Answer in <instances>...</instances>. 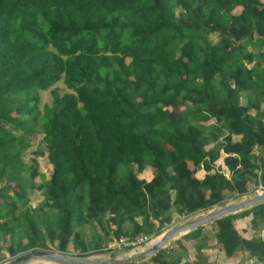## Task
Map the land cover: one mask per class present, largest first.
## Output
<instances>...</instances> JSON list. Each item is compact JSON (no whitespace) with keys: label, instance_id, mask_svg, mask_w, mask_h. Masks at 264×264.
<instances>
[{"label":"trees","instance_id":"1","mask_svg":"<svg viewBox=\"0 0 264 264\" xmlns=\"http://www.w3.org/2000/svg\"><path fill=\"white\" fill-rule=\"evenodd\" d=\"M262 44L264 0H0V260L101 252L110 236L157 234L172 212L264 186ZM58 79L69 90L38 106ZM33 133L47 174L23 158ZM248 212L264 219V202L212 220L213 240L264 263V238L233 223ZM200 237V225L181 235L197 251ZM147 258L195 264L172 246Z\"/></svg>","mask_w":264,"mask_h":264},{"label":"rangeland","instance_id":"2","mask_svg":"<svg viewBox=\"0 0 264 264\" xmlns=\"http://www.w3.org/2000/svg\"><path fill=\"white\" fill-rule=\"evenodd\" d=\"M217 37H218L217 33H215V32L209 33V38L212 41H216ZM247 48L252 49L253 51L255 50L249 44L247 45ZM261 48H264V44L261 45ZM51 88H54L59 93H63L64 91L69 90L60 79L54 81L46 89H38L37 90L38 106H41V104L44 102L50 101L51 94H50L49 89H51ZM236 137L237 136H233V138H236ZM27 138L29 139V147L23 153L24 160L29 162V155L34 157L36 159L37 169L44 172L45 174H47L49 172V165H48V162H47V159L45 156V149H44L45 144L40 139V133H33L32 135L27 136ZM33 149H43V153L36 155V153L30 152ZM216 162L218 163V160ZM222 168L224 170V167H222ZM194 174L196 176H201L203 174V170L197 169ZM138 175H139V173H138ZM150 175H151V171L149 170L148 167L140 170V177L148 178ZM36 178L38 179V177H36ZM254 185H256V184L255 183L251 184L249 187L250 189H248L245 193H254L255 190H253V189L254 188L258 189V185L257 186H254ZM28 196H29L28 202L30 203V205L35 206L38 198H40V196L37 192V189L35 188V189L30 190L28 193ZM241 196H244V195L233 197V195L228 194V196L225 197L223 201L224 202L229 201V200L233 201L235 199L241 198ZM214 207L215 206H213L212 208H214ZM207 211L208 210H198V211H195L193 213L186 214V215H183V214L177 215L176 213L172 212L171 222H169V224H166L165 226H168V225H170L174 222H177V221L181 222V221H183L189 217L204 214ZM250 218H251V213L248 212V213H245V214L240 215V216L233 219L234 226L236 227L239 234L243 237L259 236L261 238H264V219L256 218V223L254 225H251ZM163 228H161V231L163 230ZM84 229H85L86 233L89 232L87 225H84ZM201 229H202V232L205 234L206 237H205V240H204V238H202V239H201V237L199 238L198 241L203 243V245L201 246L199 251H197L192 246V242L194 241V239H182L181 234L177 235L176 237L181 238V240H183L185 242V244L187 246V247H185V250H180V248H178V244L175 243V239H174L176 237L167 240L165 242V245L163 247H160V248H161V250L166 251L169 249V246H172L175 248L176 251H182L183 258H186L187 260L195 262V264H232L236 260H238L241 264H252V261L255 260V257L250 256L248 254V252H246V251L238 252L236 255H233V257H229V258L226 257L225 255H223L222 251L216 247V243L213 240V231H214L213 221H209L205 224H202ZM158 237H159V235L158 236L153 235L148 239L147 243L140 244L138 247H136V246H133V247L119 246L118 248H114V249L109 248L108 250H103L101 252H97L96 254H104L107 258H111L114 256L124 257V256H127V254H129L132 250L138 251L140 248H144V246L150 244V242L155 241ZM113 239H114V237L110 236L109 239L105 240L106 244L112 242ZM49 248L56 250V247H53V245H50ZM68 248H70L69 245H68ZM74 251H75V249L72 250L70 248L69 250H65L64 252L76 254V252H74ZM2 253L4 254V257L2 258V260H0V263L5 261L6 259L12 257V256L6 255L4 250H2ZM92 254H95V253H92ZM148 256H144L142 258V260H143L142 264H155L154 261L147 258ZM259 264H264V263L259 262Z\"/></svg>","mask_w":264,"mask_h":264},{"label":"water","instance_id":"3","mask_svg":"<svg viewBox=\"0 0 264 264\" xmlns=\"http://www.w3.org/2000/svg\"><path fill=\"white\" fill-rule=\"evenodd\" d=\"M261 202H264V187L255 190L254 193H246L239 199L217 204L214 208L207 209L208 211L204 214L186 218L181 222H174L158 233L159 237L155 241L150 242V244L139 251L129 253L124 257L114 256L107 258L104 254H73L50 248L36 247L17 253L0 264H35L38 262L50 264H123L137 261L144 256L156 253L160 247L165 245L167 240L179 234H183L196 226L205 224L227 213L235 212Z\"/></svg>","mask_w":264,"mask_h":264},{"label":"built area","instance_id":"4","mask_svg":"<svg viewBox=\"0 0 264 264\" xmlns=\"http://www.w3.org/2000/svg\"><path fill=\"white\" fill-rule=\"evenodd\" d=\"M259 187H261L259 185ZM148 240V236L145 234H137L133 237L130 236H119L115 240H113L111 243L108 244V246L112 249L118 248L119 246H139L141 243H145Z\"/></svg>","mask_w":264,"mask_h":264},{"label":"clouds","instance_id":"5","mask_svg":"<svg viewBox=\"0 0 264 264\" xmlns=\"http://www.w3.org/2000/svg\"><path fill=\"white\" fill-rule=\"evenodd\" d=\"M257 185H258V189L254 188L253 190H259V189H261V188L264 187V186H262V185H260V184H256V185H254V186H257ZM259 185H260L261 187H259ZM249 189H250V188H249ZM244 194H246V193H244ZM244 194H241V195H244ZM236 197H237V196H236ZM223 200H224V199H223ZM229 201H232V200H229ZM223 202H224V201H223ZM225 202H228V201H225ZM220 204H221V203H220ZM215 205H217V204H214V205H212L211 207H208V208H206V209H202V210H207V209H209V208H212V207L215 206ZM192 213H193V212H192ZM189 214H190V213H189ZM211 221H212V220H211ZM170 222H171V221H170ZM167 224H169V223H167ZM172 224H173V223H172ZM165 225H166V224H164L163 226L160 227V231H159V233L161 232V228L164 227V228H163V230H164V229H166V228L169 226V225H168V226H165ZM170 225H171V224H170ZM200 226H202V225H200ZM163 230H162V231H163ZM141 234H142V233H141ZM157 234H158V233H157ZM157 234H150V235H147V236H148V239H149L151 236H153V235L155 236V235H157ZM145 235H146V234H145ZM181 235H182V234H181ZM120 236H123V235H120ZM126 236H127V235H126ZM118 237H119V236H118ZM118 237H117V238H118ZM176 238H177V237H176ZM115 239H116V238H114L113 240H115ZM147 242H148V240H147L145 243H147ZM110 243H111V242H110ZM145 243H141V244H145ZM108 244H109V243H108ZM108 244H106V248H107V249L110 248V247L108 246ZM146 246H147V245H146ZM130 247H133V246H130ZM137 247H138V246H137ZM144 247H145V246H144ZM140 249H142V248H140ZM140 249H139V250H140ZM139 250H138V251H139ZM157 251H158V250H157ZM135 252H137V251L132 250L130 253H135ZM95 254H96V253H95ZM142 258H143V257H142ZM142 258H140V259H142ZM140 259H139V260H140ZM137 261H138V260H137Z\"/></svg>","mask_w":264,"mask_h":264},{"label":"crops","instance_id":"6","mask_svg":"<svg viewBox=\"0 0 264 264\" xmlns=\"http://www.w3.org/2000/svg\"><path fill=\"white\" fill-rule=\"evenodd\" d=\"M181 242L186 246V244H185V242L183 241V240H181ZM193 243H194V241H193ZM192 246H193V244H192ZM187 247V246H186ZM187 260V259H186ZM189 262H191L190 260H188Z\"/></svg>","mask_w":264,"mask_h":264},{"label":"bare ground","instance_id":"7","mask_svg":"<svg viewBox=\"0 0 264 264\" xmlns=\"http://www.w3.org/2000/svg\"><path fill=\"white\" fill-rule=\"evenodd\" d=\"M158 236V235H157Z\"/></svg>","mask_w":264,"mask_h":264}]
</instances>
